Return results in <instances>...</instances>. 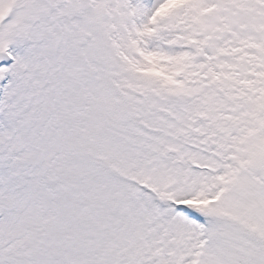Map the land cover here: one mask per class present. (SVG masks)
<instances>
[{
    "label": "snow or ice",
    "instance_id": "6c2138e0",
    "mask_svg": "<svg viewBox=\"0 0 264 264\" xmlns=\"http://www.w3.org/2000/svg\"><path fill=\"white\" fill-rule=\"evenodd\" d=\"M0 264H264V0H0Z\"/></svg>",
    "mask_w": 264,
    "mask_h": 264
}]
</instances>
